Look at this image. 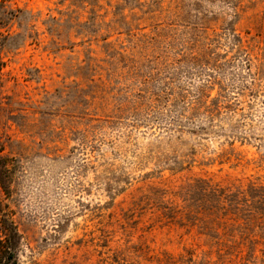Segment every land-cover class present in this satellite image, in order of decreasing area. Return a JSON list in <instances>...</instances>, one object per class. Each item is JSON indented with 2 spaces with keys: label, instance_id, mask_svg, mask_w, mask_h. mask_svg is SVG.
<instances>
[{
  "label": "rangeland",
  "instance_id": "374dc122",
  "mask_svg": "<svg viewBox=\"0 0 264 264\" xmlns=\"http://www.w3.org/2000/svg\"><path fill=\"white\" fill-rule=\"evenodd\" d=\"M3 213L20 264H264V0H0Z\"/></svg>",
  "mask_w": 264,
  "mask_h": 264
},
{
  "label": "trees",
  "instance_id": "16d2710c",
  "mask_svg": "<svg viewBox=\"0 0 264 264\" xmlns=\"http://www.w3.org/2000/svg\"><path fill=\"white\" fill-rule=\"evenodd\" d=\"M218 198L235 203L234 207L240 203V196L236 194H225L220 192ZM22 244V234L16 222L3 213L0 218V264H20L19 251Z\"/></svg>",
  "mask_w": 264,
  "mask_h": 264
}]
</instances>
